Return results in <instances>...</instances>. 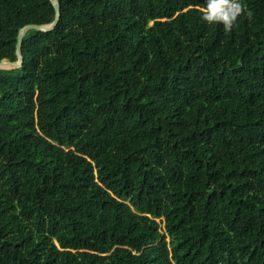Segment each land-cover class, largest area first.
<instances>
[{
	"label": "trees",
	"instance_id": "obj_1",
	"mask_svg": "<svg viewBox=\"0 0 264 264\" xmlns=\"http://www.w3.org/2000/svg\"><path fill=\"white\" fill-rule=\"evenodd\" d=\"M0 68V264H264V0H59ZM51 0H0V61Z\"/></svg>",
	"mask_w": 264,
	"mask_h": 264
},
{
	"label": "clouds",
	"instance_id": "obj_2",
	"mask_svg": "<svg viewBox=\"0 0 264 264\" xmlns=\"http://www.w3.org/2000/svg\"><path fill=\"white\" fill-rule=\"evenodd\" d=\"M241 11L240 0H206L201 17L206 23L218 24L230 31Z\"/></svg>",
	"mask_w": 264,
	"mask_h": 264
},
{
	"label": "water",
	"instance_id": "obj_3",
	"mask_svg": "<svg viewBox=\"0 0 264 264\" xmlns=\"http://www.w3.org/2000/svg\"><path fill=\"white\" fill-rule=\"evenodd\" d=\"M51 1L53 2L55 11H56L55 19L50 23H43V24L29 23V24L24 25L22 28H20L19 33H18L17 45H16L17 60H11L8 58H4L3 60L0 61V68H14V67L21 66L23 64L24 55L22 52V45H23L25 34L29 29L34 28L38 30L49 31V30L54 29L57 26V24L60 21V17H61V4L59 0H51ZM5 62L11 64V66L9 67L3 66L2 63H5Z\"/></svg>",
	"mask_w": 264,
	"mask_h": 264
},
{
	"label": "bare ground",
	"instance_id": "obj_4",
	"mask_svg": "<svg viewBox=\"0 0 264 264\" xmlns=\"http://www.w3.org/2000/svg\"><path fill=\"white\" fill-rule=\"evenodd\" d=\"M2 65H3V66H6V67H9V66H11V64H9V63H7V62H5V63H2Z\"/></svg>",
	"mask_w": 264,
	"mask_h": 264
}]
</instances>
